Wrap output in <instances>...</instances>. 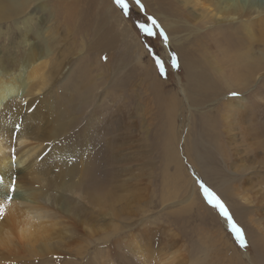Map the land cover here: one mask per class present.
<instances>
[{
    "label": "rangeland",
    "instance_id": "rangeland-1",
    "mask_svg": "<svg viewBox=\"0 0 264 264\" xmlns=\"http://www.w3.org/2000/svg\"><path fill=\"white\" fill-rule=\"evenodd\" d=\"M128 2L129 15L125 16L114 0H27L13 19L0 20V61L10 53L20 59L29 50L30 40L39 41V36L32 33V38L26 42L24 34L28 30L35 31L40 23L42 35L54 39L56 48L53 47V55L46 57L49 63L44 69L49 76L48 85L36 94L44 95V100L49 102L55 101L51 97L56 91L69 93L65 89L70 87L76 92L75 100L68 107L74 121L72 162L79 168L72 181L86 177L90 163L99 165L101 158L110 162L101 170L108 171L103 199L95 201L84 194L73 196L75 215L63 219L66 221L58 227L61 234L67 233L66 241L62 247H57L55 254L48 256L49 264H100L109 262L110 258L109 264H117V261L127 264L136 259L130 254L129 243L143 240L153 247V252L149 251L152 258L157 254L167 256L174 264H264V142L258 145L240 134L242 130L236 128L244 124L240 117L237 121L230 118L231 122L227 117L229 124H225L223 118L231 100L238 97V88L234 81L227 80L229 87L219 81L220 91L207 103L195 101L196 88L191 87L204 77L199 67L201 50L173 46L171 43H177V38L172 39L174 37L166 33L161 23L167 42L158 34L148 36L140 31L141 23L151 26L148 17H154L157 22L158 18L145 0H141L143 10L134 0ZM107 8L112 9L111 16ZM101 14L106 15L105 18ZM97 30L99 35H92L91 32ZM186 31H181L179 36L187 35ZM207 51L208 74L220 77L222 73H231L221 59L226 58L233 65L237 59L235 50L207 47ZM259 51L261 49H255L254 53ZM173 55L178 67L172 66ZM157 58L164 62L163 74L156 64ZM191 58L193 63H190ZM50 62L51 66L62 64L55 72L53 67V71L48 70ZM25 69L27 67L15 68V73L22 70L25 75ZM240 69L250 79L248 87L253 85L257 74H263ZM262 80L264 76L260 77V82H255L259 85L256 91L261 94L256 93L261 98L254 100L256 93L253 92L249 104L252 102L256 108L252 111L256 119L254 127L264 133ZM187 84L192 86L189 88ZM21 96L17 97V102L25 108L32 107L36 96ZM55 97L59 99L63 95ZM167 116L172 118L168 120ZM200 121H207L210 127L216 125L223 139L217 138L224 142L229 158L221 155L217 142L205 139V135L213 136ZM191 129L195 130V135ZM161 131L165 136H161ZM84 133L92 135L89 144L76 147L74 143L80 141ZM60 140L63 143L65 139L56 133L54 142ZM204 167L209 169L207 174H202ZM198 180L220 198L243 229L246 248L235 242L225 219L218 218L219 210L204 199ZM63 251L72 253H66L64 258Z\"/></svg>",
    "mask_w": 264,
    "mask_h": 264
},
{
    "label": "bare ground",
    "instance_id": "bare-ground-1",
    "mask_svg": "<svg viewBox=\"0 0 264 264\" xmlns=\"http://www.w3.org/2000/svg\"><path fill=\"white\" fill-rule=\"evenodd\" d=\"M145 1L155 11L154 15L158 18V23H161L160 25L164 27L166 33L174 37L172 38L174 40L177 38V43L170 42L173 46L192 49L199 48L201 50L202 59L200 60L199 58V67L204 77L200 80L197 79L195 85L192 83L193 87L191 88H196L193 91L194 93L196 92L195 94L193 93L195 101L199 104L202 102L207 103L210 98L220 91L219 81H224L227 87L231 85L228 81H234V85L238 88L237 91H239L238 97L233 98L236 100H231L228 113L224 111L223 118L226 121L225 124H229L227 117L229 121L230 118L233 121H237L238 117H240L244 124L236 126L238 130H242V133H238L254 140V143L258 145L263 143L264 139L261 138H263L264 133L259 131V127H254L256 119H254L252 111L256 108L252 106V102L250 105L249 101L252 97L251 94L258 92L256 91L258 83L255 84V82H260V77L264 76V0ZM26 2L27 0H0V20L7 19V17H12L13 19V17L18 15V10ZM107 10L108 14L112 15V9L107 8ZM76 12L78 14L77 10ZM104 12L106 10L103 7L102 13ZM110 14L109 16H111ZM103 16L105 18L106 15ZM74 22L78 23L76 20ZM100 22H98V25ZM40 24L42 25V23ZM41 25H38L35 31L28 30L24 34V41L26 42L32 38V33L39 36L40 40L38 39L39 41L35 42L30 40L29 50L25 53L23 52L24 54L22 57L20 56V59H17V55L13 56L10 53L9 57H2L0 61V179L3 180V183H0V192L4 190L5 185L11 183L13 176L16 178L17 187V193L10 203L6 202L3 196L0 195V204L3 205V216L0 218V264H27L28 262H31V264H49L48 256L55 254L57 247H62L61 245L66 241L67 233L65 235L61 234L58 231V227L60 223L66 221L63 219L72 218L75 215H73L72 211L73 196L84 194L89 199L94 198L97 201L98 198L104 195V183L108 179V171L104 173L101 170L102 167L105 168L110 165V162L107 163L106 160L101 158L99 165L96 164L97 162L88 165L86 177H80L81 179L78 181H72L74 174L76 176V173H79V168L77 163L72 162L71 152L75 149H72L71 130L74 121L72 120V116L69 115L68 107L72 104L71 101L75 100L76 92H72L70 87L65 89L69 93L62 92V94H59L56 91L55 95H63V97L58 99L54 95L51 98L55 101L49 102L48 100H44V95L37 96L36 92L44 90L48 85L47 79L49 76H46L44 69L49 63L46 57L51 54L53 55L54 47V39L48 37V35H42ZM181 31H186L187 35L179 36V34L183 33ZM68 32L70 33L69 26ZM97 32L99 30L91 33L94 36H98L99 33ZM207 47L235 50L237 59L233 65L229 64L226 58L221 59L223 64L230 67V74L222 73L220 77H214L207 73L208 65L205 64L209 58ZM255 49H261V51L255 54ZM132 50L135 51L134 49ZM192 60L193 58H191L190 63H193ZM61 64L55 63L51 66L50 62L48 70L53 67V70L56 72ZM26 67L27 73L25 75H23L22 70L15 73V68L24 69ZM209 67L213 68V66ZM240 67L262 72L263 74H257L253 85L248 87L250 79L245 73L241 72ZM221 69L222 66H220ZM51 79H55V77ZM262 82L264 85V80ZM190 86L188 87L190 88ZM184 91L186 90L184 89ZM258 93L253 96L254 100L261 98V93ZM20 94H22V98L31 95L32 97L33 95L36 96L32 99V107L25 108L17 102V97ZM165 96L167 95L165 94ZM229 105L227 106L229 107ZM176 108L175 110H177ZM169 117L170 119L172 118L171 116ZM169 117L167 116L168 120ZM207 121H205L206 123L200 121V124L203 125L204 123V129H208L213 137L205 135V139L210 142H217L216 148L218 151L221 155L229 158L228 151L224 148V142L217 138V136L222 138L220 131L215 127L216 125L212 124L213 126L210 127ZM168 123L170 124V122ZM16 125H20L19 132L16 131ZM171 125L173 124L171 123ZM48 128L56 129V131L54 132ZM193 130L191 129V131ZM208 131L206 132L207 134ZM228 132L231 133V130H228ZM56 133L65 139L63 143L62 140L57 143L54 142ZM193 134L195 135L196 132ZM163 135L162 133L161 136ZM235 135L236 133L233 134V136ZM91 136L84 133L82 139L75 142L74 145L76 147L81 145L87 146L91 140ZM15 146L16 148L13 152L12 148ZM262 153L264 154V151ZM13 155L15 156V160H13ZM256 156H259V153H256ZM253 160L250 163H253ZM96 168L100 169V171L97 172ZM208 170L207 167H204L202 174H207ZM177 173L180 174V170ZM105 174L107 179H105ZM105 197L108 198L107 196ZM220 217L221 215L218 218ZM57 237L59 240H57ZM129 244L130 254L132 257L135 256L136 259L131 260L127 264H174L170 257L167 256L157 254V256L152 258L153 247L150 246L149 242L146 243L143 240L139 243L133 241V243ZM65 251L61 252L64 258H66V253H72V251ZM145 252L149 253L146 254ZM109 262H100V264H109Z\"/></svg>",
    "mask_w": 264,
    "mask_h": 264
},
{
    "label": "snow or ice",
    "instance_id": "snow-or-ice-1",
    "mask_svg": "<svg viewBox=\"0 0 264 264\" xmlns=\"http://www.w3.org/2000/svg\"><path fill=\"white\" fill-rule=\"evenodd\" d=\"M115 4L122 9L123 14L125 16L129 15V2L128 0H114ZM135 4L140 7L141 10H143V4H141V0H134ZM148 21H150L151 26H149L147 23H141L138 25L139 30L142 32H145L148 36H155L159 35L164 38V41L167 42V35L165 34L164 30L161 28L159 23L154 17H148ZM158 30L157 31L155 30ZM156 64L160 70V72L164 73V62L157 58ZM172 66L178 67L177 60L175 56L172 57ZM232 95H237L236 93H232ZM16 131H20V125H16ZM15 150L13 149V152ZM13 160H15V156L13 155ZM0 183H3V180L0 179ZM197 183L199 184V187L203 193L204 199L207 201L209 205H211L214 209L219 210L220 215L225 219L226 224L228 226V229L230 230L231 234L234 236L235 242L241 247L246 248L247 247V240L245 233L241 227L237 225V223L234 221L233 217L229 213L228 209L224 205V203L220 200V198L209 188L205 185V183L201 180H198ZM17 193V187H16V178L13 176L11 178V183L9 185L4 186V190L0 192V195L3 196V199L10 203L14 199V195ZM3 216V205L0 204V218Z\"/></svg>",
    "mask_w": 264,
    "mask_h": 264
}]
</instances>
